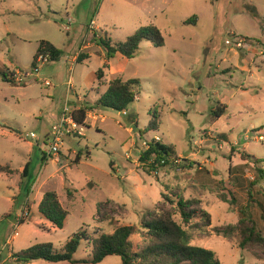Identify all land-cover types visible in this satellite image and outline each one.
<instances>
[{"label":"rangeland","instance_id":"rangeland-1","mask_svg":"<svg viewBox=\"0 0 264 264\" xmlns=\"http://www.w3.org/2000/svg\"><path fill=\"white\" fill-rule=\"evenodd\" d=\"M191 18L196 24L185 23ZM150 24L166 44L145 40L134 58L116 55L114 69L107 60L99 87L96 72L106 57L94 34L122 42ZM237 38L243 47L227 43ZM41 40L63 56L46 62L38 75L32 63ZM80 52L90 57L76 62ZM5 70H22L27 86L4 80ZM115 78L141 82L123 112L95 102L97 91ZM76 95L94 100L85 136L68 137L58 156L42 161L52 126ZM219 105L227 112L217 118ZM151 109L160 113L157 131H147ZM156 136L175 146L179 162L148 174L139 157L144 142ZM0 163L18 170L0 177V264H79L17 256L40 243L62 252L81 231L86 239L74 258H89L92 239L120 226L134 227L131 241L139 250L150 240L143 227L147 210L170 209L182 223L176 194L200 199L210 214V222L186 226L191 244L213 250L222 264H264L263 245L243 247L241 229L223 233L241 218L264 233V0H0ZM18 185L29 190L24 211L34 214L13 237ZM50 190L69 211L62 229L38 210ZM96 264H122V257Z\"/></svg>","mask_w":264,"mask_h":264},{"label":"trees","instance_id":"trees-1","mask_svg":"<svg viewBox=\"0 0 264 264\" xmlns=\"http://www.w3.org/2000/svg\"><path fill=\"white\" fill-rule=\"evenodd\" d=\"M185 23L196 24L194 18L187 20ZM97 35V33L94 34V39L97 45L105 52L106 57V62L96 72L97 82L100 86L105 84V69L108 68L107 60L114 58L117 54H121L127 59L134 58L145 40L153 42L157 47L166 44L162 31L153 24L140 27L122 42L114 41L107 34L105 36ZM46 54L50 55V61H59L63 56V50L51 41L41 40L34 56L32 67L35 68L38 58ZM89 57V54L80 52L76 61L81 62ZM1 73L4 80L15 82L14 79L10 78V74L6 70ZM19 84L22 86L26 85L24 83ZM107 86V90L99 97L97 104L101 107L112 108L121 112L127 110L129 105L137 99L141 90V82L137 78L127 80L115 78ZM88 110H90L88 105L80 106L76 109V119L79 123H85ZM226 112L227 106L219 105L215 111V116L219 118ZM160 119V113L151 109V119L147 131L159 130ZM176 153L174 145L165 144L162 140L153 138L149 142V148L144 150L139 157L140 166L148 174L157 173L160 168L166 167L178 159L176 158ZM244 156L250 157L248 154H244ZM46 158L47 156L44 154L43 160H46ZM257 161L260 162L262 160L258 159ZM17 171L8 163H0V175L7 174L10 176ZM28 172L29 163L22 172L23 176H27ZM260 172L264 177V169L260 170ZM23 188L21 189L25 199L29 196V190ZM68 194L72 195L70 191ZM163 196L167 201L173 203L174 200L168 198L166 194H163ZM220 197L225 202H229L227 194L221 193ZM176 199V206L182 218V223L176 220L175 212L170 209L147 210L143 227L147 230L150 240L139 250L134 249L131 241L134 227L120 226L113 233H101L92 239V255L89 258H74V254L82 241L86 239V234L78 231L69 238L62 252H55L51 243H40L23 251L17 256V259L24 262L45 259L52 262L69 261L79 264H96L102 262L107 256L120 255L122 264H222L213 250L193 245L190 242V234L186 226L194 225L198 219L210 222V214L200 206L201 200L198 198L188 199L182 194H176ZM15 207H19L16 202ZM39 212L60 229L65 226L69 215V211L62 205L56 190L44 193L39 204ZM248 222L247 218H241L238 224L228 225L223 230V233L228 235L236 229H241L243 237L241 245L243 247L248 243H259L264 246V233L258 230L255 225L249 226Z\"/></svg>","mask_w":264,"mask_h":264},{"label":"built area","instance_id":"built-area-1","mask_svg":"<svg viewBox=\"0 0 264 264\" xmlns=\"http://www.w3.org/2000/svg\"><path fill=\"white\" fill-rule=\"evenodd\" d=\"M69 30L68 28H66ZM228 44H233L235 48H241L244 46V39L237 38L235 41L227 40ZM50 61V55H41L37 60V65L35 68H33V71L36 72V74H40V70L43 68V65ZM10 74V78L14 79L17 83H22L26 81L27 75L23 73L22 70H8ZM33 75V72L31 73ZM46 85H50L51 82L49 80L45 81ZM70 88H72L73 84L70 82ZM76 109L73 107H70L69 104L66 103L64 107V111L60 117V120L58 123L54 124L51 128L50 133L47 136V140L49 141L48 144L44 143V145L47 147L46 152L44 151V154L46 156H58L60 154L61 147L64 145L65 140L68 137H83L85 136L86 131V125L79 123L76 119ZM96 118V117H95ZM32 138L38 139V136L31 132L29 134ZM157 140H161L159 136L155 137ZM263 138V137H262ZM144 145L146 148H149V142H144ZM179 162L178 159L174 160V163ZM29 212L21 211L19 215L16 217V223L15 228H17L14 233L13 237L19 235L18 228L22 224L25 219L29 218Z\"/></svg>","mask_w":264,"mask_h":264},{"label":"crops","instance_id":"crops-1","mask_svg":"<svg viewBox=\"0 0 264 264\" xmlns=\"http://www.w3.org/2000/svg\"><path fill=\"white\" fill-rule=\"evenodd\" d=\"M102 49V48H101ZM103 51V50H102ZM102 55L105 57V52L103 51V53H102ZM117 55H119V54H117ZM123 56V55H122ZM116 57V56H115ZM115 57L114 58H112L111 59V61H109V63L111 64V68H113L114 69V59H115ZM76 59H77V57L75 58V61H76ZM105 61V60H104ZM77 62V61H76ZM244 67H246V66H244ZM98 83V82H97ZM99 85V84H98ZM25 86H27V84L25 85ZM103 86V85H102ZM99 87H100V85H99ZM107 90V87H104V90L103 91H97V93H96V99H95V102L97 103V101H98V99H99V97L105 92ZM89 96H90V94H89ZM69 99H70V96L68 97ZM71 101L74 103V105L72 106L74 109H77V108H79L80 106H85V105H88L89 107H90V110H88V112H87V118H86V123L88 124V122H87V120H89L90 119V117L93 115V110H94V106L93 105H91L90 103L91 102H93L94 100H90L89 98H85V97H79L78 95H76V96H72V99H71ZM95 117H96V115H95ZM177 152V151H176ZM43 157H44V154L41 156V160L43 161ZM190 160V159H189ZM188 159H186V161H189ZM192 161V160H191ZM192 165L191 164H188V167H191ZM24 168L25 167H21V171L23 172L24 171ZM1 176H6L7 178H9V176L7 175V174H1L0 175V177ZM10 187H12L11 185H9ZM19 186V185H18ZM14 199H13V205H15V202L18 204V206L19 207H17L16 208V212H15V215H16V217H17V215H19L20 214V212L21 211H23V208L25 207V204H24V201L25 202H27V201H29L30 199H29V196L28 197H26L25 199H24V195H23V193H22V189H21V187L19 186V189H18V191H16L15 192V194L12 196ZM41 200H42V198L40 199V201H39V203L37 204V206H38V210H39V204H40V202H41ZM13 205H12V207H13ZM33 214H34V212H32V214L31 215H29V217H32L33 216ZM43 216V215H42Z\"/></svg>","mask_w":264,"mask_h":264}]
</instances>
